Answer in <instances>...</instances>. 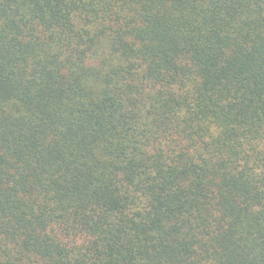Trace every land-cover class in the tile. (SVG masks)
Returning a JSON list of instances; mask_svg holds the SVG:
<instances>
[{
  "label": "trees",
  "instance_id": "obj_1",
  "mask_svg": "<svg viewBox=\"0 0 264 264\" xmlns=\"http://www.w3.org/2000/svg\"><path fill=\"white\" fill-rule=\"evenodd\" d=\"M0 264H264V0H0Z\"/></svg>",
  "mask_w": 264,
  "mask_h": 264
}]
</instances>
